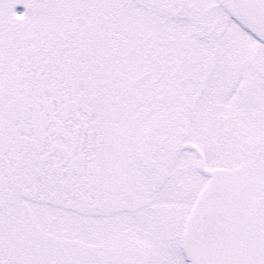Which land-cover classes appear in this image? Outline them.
I'll use <instances>...</instances> for the list:
<instances>
[{"label": "snow or ice", "instance_id": "1", "mask_svg": "<svg viewBox=\"0 0 264 264\" xmlns=\"http://www.w3.org/2000/svg\"><path fill=\"white\" fill-rule=\"evenodd\" d=\"M0 264H264V0H0Z\"/></svg>", "mask_w": 264, "mask_h": 264}]
</instances>
